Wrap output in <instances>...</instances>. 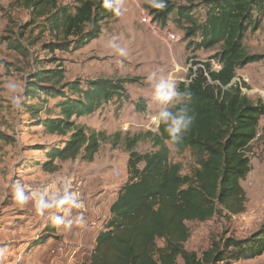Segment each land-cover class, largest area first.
Segmentation results:
<instances>
[{
    "label": "trees",
    "instance_id": "obj_1",
    "mask_svg": "<svg viewBox=\"0 0 264 264\" xmlns=\"http://www.w3.org/2000/svg\"><path fill=\"white\" fill-rule=\"evenodd\" d=\"M114 2V0H113ZM158 2V0H157ZM38 22L40 33L48 32L54 41L43 44L52 58L57 52H77L98 39L110 16L104 0H75L76 6L60 5L58 0H19ZM163 7L148 8L154 22L166 24L176 13L177 20L189 24L188 36H199L196 49H221L211 58L221 66L213 70L211 62L194 63L189 82L178 85L181 102L194 117L190 129L173 143L165 126L159 124L152 137L154 151L136 152L140 137L128 141V179L110 207V218L98 233L96 246L88 262L81 264H229L256 259L264 254V225L244 239L220 238L201 255L188 251L187 222H205L224 214L238 215L247 201L242 182L251 171L248 156L258 136L264 103L253 102L233 80L238 69L260 62L261 55L246 53V34L260 29L264 19V0H163ZM206 9L205 20L198 22L192 12ZM21 32L20 37H24ZM12 44L28 58L31 48ZM38 44V39L29 43ZM39 62V61H38ZM41 68L28 77L24 95L36 100L25 105L37 126L51 135L64 138L46 150L45 172H55L59 163H91L105 141L103 132H88L78 120L95 114L113 100L126 101V83L130 79H77L65 81L64 70ZM199 65V67H197ZM51 101H58L53 107ZM175 110V107H171ZM44 115V117L42 116ZM0 133V141H6ZM179 151H190L196 167L182 174L179 164L170 161L166 144ZM163 240V246L157 244Z\"/></svg>",
    "mask_w": 264,
    "mask_h": 264
},
{
    "label": "rangeland",
    "instance_id": "obj_2",
    "mask_svg": "<svg viewBox=\"0 0 264 264\" xmlns=\"http://www.w3.org/2000/svg\"><path fill=\"white\" fill-rule=\"evenodd\" d=\"M58 3L76 6L75 0H58ZM113 3H118L120 14L110 11L98 39L80 51L57 52L52 58L58 61L59 69L64 70L65 83L98 78L136 82L126 83V101L115 99L95 114L77 121L88 132L98 131L105 135L93 162H82L78 158L59 163L55 172H45L41 165L46 161V150L64 138L46 133L42 126H37L36 120L31 119L25 105L36 100H27L24 91L32 73L41 68H56L43 50V44L55 38L48 32L41 34V28L36 27L39 22L34 26L30 23V13L22 8L19 0H0V133L8 138L0 141V264L88 262L97 236L95 238L93 227L86 228L84 233L83 226L87 225V220L89 225L95 220L104 224L110 218V205L128 179L126 144L139 136L136 152L146 154L155 150L152 137L148 136L149 132L158 133L153 124V116L159 108L152 100L155 82L166 77L175 84L177 91L180 83L189 82V69L194 63L211 62L213 68L217 65L211 58L221 46L196 49L200 37L188 36L189 24L177 20L175 12L166 24L156 22L154 27L140 21L142 10L149 12L153 0H114ZM205 13L204 7H198L192 15L198 22H203ZM21 32L25 33L22 39L19 38ZM169 33L175 34L179 41L168 42ZM35 39L38 44L30 47L29 43ZM19 40L22 46L31 48L28 58L12 48L11 45ZM113 41L126 50V55L120 56L113 51L110 47ZM243 45L246 53L261 55L263 59L238 69L233 81L242 85L243 94L253 102L264 103V19L258 31L246 34ZM57 102L51 101L49 105L53 107ZM179 102L180 96L176 103ZM166 146L170 161L181 166L183 175L191 174L196 167L194 155L190 151H179L169 143ZM249 150L251 171L241 183L247 197L245 211L238 215L224 214L205 222H187L190 238L185 248L188 251L201 255L222 237L244 239L264 225V117ZM64 176H73L68 179L66 190H71L69 196L78 202L82 200L88 205V200L102 199V203L97 204L100 208L95 206L97 210L92 216L89 205L85 207L87 213L77 207L66 213L68 204L55 206L56 201L67 194L65 188L61 189L60 195L52 193L51 185H58L57 179ZM17 184L23 185L29 196L25 203L15 198ZM41 200L53 207L38 212L36 205ZM98 210L101 211L96 214ZM57 216L73 223L70 227L58 225L55 223ZM157 244L163 246V240H158ZM229 264H264V254Z\"/></svg>",
    "mask_w": 264,
    "mask_h": 264
},
{
    "label": "clouds",
    "instance_id": "obj_3",
    "mask_svg": "<svg viewBox=\"0 0 264 264\" xmlns=\"http://www.w3.org/2000/svg\"><path fill=\"white\" fill-rule=\"evenodd\" d=\"M154 7H163V0H153ZM104 7L113 11L116 15L120 14V7L118 3H113V0H104ZM110 47L115 53L120 56L126 55V50L114 41L110 43ZM180 94L175 90V84L168 80L166 77L159 78L153 86L152 100L159 105L156 114L153 116V120L159 125L165 126V131L168 134L169 139L173 143L181 141L182 136L187 132L192 123L194 117L190 114V108L188 105H177V98ZM172 105L175 107H169ZM15 198L20 203H25L29 196L25 193L24 186L17 184L15 186ZM68 204L74 207H80L76 203L73 196L66 195L62 199L56 201L55 206ZM53 205L43 200L39 201L36 205L37 211L43 213L44 210L52 208ZM56 224H64L70 227L73 223L72 220H65L63 216L55 217Z\"/></svg>",
    "mask_w": 264,
    "mask_h": 264
},
{
    "label": "crops",
    "instance_id": "obj_4",
    "mask_svg": "<svg viewBox=\"0 0 264 264\" xmlns=\"http://www.w3.org/2000/svg\"><path fill=\"white\" fill-rule=\"evenodd\" d=\"M69 178H72L73 179V176H71V177H69ZM69 178H66V176H64V177H61V178H58L57 179V183H59L58 185H55L54 186V183L51 185L52 186V193H56L57 195H60V191H61V189H63V188H65V194H67V195H71V193H72V191L70 190H66V188H67V183H68V179ZM63 179H64V182H62L63 181ZM62 182V183H61ZM59 186L61 187V188H59ZM65 196V195H64ZM76 202H77V204H79L80 205V207H77L78 209H80V210H83V212H90L89 213V215L90 216H92V214H94V212H96V210L97 209H95L94 207L96 206L97 208H100V205H97V204H99V203H102V199H95V200H93V201H91V200H88V202L87 203H89L88 205H86V203H83L82 202V200L80 201V202H78L79 200H75ZM115 202V200H113V202H112V204ZM91 203L93 204L92 205V208H91ZM85 204V205H84ZM111 204V205H112ZM111 205H110V207H111ZM88 206V211H86L85 210V207H87ZM99 206V207H98ZM102 206V205H101ZM74 206H65V209H66V213L67 212H69L72 208H73ZM110 209V208H109ZM92 210V211H91ZM101 211V210H100ZM99 210H98V212L96 213V214H99V212H100ZM97 217H99V215L97 216ZM109 217H110V215H109ZM98 219V218H97ZM109 219V218H108ZM86 223H87V225H84L83 226V228H85V230L83 231L84 233L86 232V228H91V227H93L94 228V233H96L95 234V238H96V236L98 235V233L100 232V230H102V228H103V225L105 224H103V222L102 221H99V220H95L91 225H89V220H87L86 221ZM93 225V226H92ZM88 226V227H87ZM83 241V240H82ZM94 241H95V239H94ZM95 245V244H94ZM94 249V246L92 247V250Z\"/></svg>",
    "mask_w": 264,
    "mask_h": 264
},
{
    "label": "built area",
    "instance_id": "obj_5",
    "mask_svg": "<svg viewBox=\"0 0 264 264\" xmlns=\"http://www.w3.org/2000/svg\"><path fill=\"white\" fill-rule=\"evenodd\" d=\"M140 21H141L142 24H145V25H152L153 24L154 27L157 26V23L156 22H153V19H152V16L150 15V13L149 12H145V10H142V13L140 15ZM167 40L170 43H175V42L179 41V38L175 34L169 33ZM221 68H222V66L217 62V65H215V67L213 68V70L220 71ZM240 86H242V85L240 84ZM241 89H242V87H241ZM242 91H243V89H242ZM153 124L157 128L159 127V125L154 120H153Z\"/></svg>",
    "mask_w": 264,
    "mask_h": 264
}]
</instances>
